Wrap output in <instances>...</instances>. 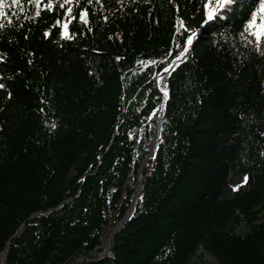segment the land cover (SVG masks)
Masks as SVG:
<instances>
[{
    "label": "trees",
    "instance_id": "trees-1",
    "mask_svg": "<svg viewBox=\"0 0 264 264\" xmlns=\"http://www.w3.org/2000/svg\"><path fill=\"white\" fill-rule=\"evenodd\" d=\"M203 2L73 0L67 39L58 7L33 20L34 3L5 0L2 264H264V50L241 36L247 0L209 23L166 79L151 172L110 239L156 132L155 77L182 50L180 21L200 27Z\"/></svg>",
    "mask_w": 264,
    "mask_h": 264
},
{
    "label": "snow or ice",
    "instance_id": "snow-or-ice-1",
    "mask_svg": "<svg viewBox=\"0 0 264 264\" xmlns=\"http://www.w3.org/2000/svg\"><path fill=\"white\" fill-rule=\"evenodd\" d=\"M86 2L88 5H91L93 0H86ZM95 2L100 3V0H95ZM117 2L119 3L120 0H117ZM23 3H28L29 5H32L33 3L35 4L36 11L33 17H31L33 20L35 17L40 16L42 10L54 12L55 7L61 9L62 11L60 15L68 16L69 20L63 21L62 27L58 28V30L60 31L62 38H71L68 25L69 22L77 18V16L73 14V7L70 6L72 5L73 0H47V3H43L42 0H11L12 5L19 6ZM75 3L79 5L80 0H75ZM239 3H241V0H204L202 5L203 19L201 20V25L203 26L207 25L209 22L214 23L215 21L226 19L225 14L230 13V11ZM247 3L250 5V7L244 13V16L241 20V24L244 29V31L241 32V36L247 32L249 36L254 38L257 50L261 51L264 50V0H247ZM4 5L5 0H0V15H4ZM21 11H23V8H21ZM89 13L90 9L87 8H80L78 11V19L85 26L89 23ZM180 23L181 27L185 29V32L182 44L178 45V47H182V51H180L179 54L175 56L176 61H179L181 57H184L185 54L189 52L190 46L193 45L194 38L197 35V32L188 28L187 25L183 23V21H180ZM55 24L61 25V20L56 19ZM44 35L48 36L49 32L45 31ZM0 59H3V57L0 56ZM153 63L155 62L153 61ZM170 68H172L171 64H169L168 67L163 68V71L168 73ZM5 87L6 86L3 83H0V89H5ZM161 91L164 92V97L166 98L168 95L167 90L162 88ZM8 96H11L10 92L8 93ZM52 127H55V125H52ZM261 135H264V133H261ZM261 155H264V152H262ZM247 180L248 176L245 175L242 181L233 186V190L235 191L241 186L242 183H246Z\"/></svg>",
    "mask_w": 264,
    "mask_h": 264
},
{
    "label": "water",
    "instance_id": "water-1",
    "mask_svg": "<svg viewBox=\"0 0 264 264\" xmlns=\"http://www.w3.org/2000/svg\"><path fill=\"white\" fill-rule=\"evenodd\" d=\"M208 25V24H207ZM207 25H200V27L195 30L197 32V35L196 37L194 38V41H193V45L190 46V49H189V52L185 54L184 57H181V59L179 61H176L175 58L172 60V62L170 63L172 65V68L169 69V72L168 73H165L163 70H161L155 77V80H154V84H155V87L159 90V92L161 93L162 95V114H161V118H160V121H159V124H158V127H156V132H155V135L153 137V140L152 142L155 140L156 138V142H155V146H154V149H153V152H152V156H151V159H150V166H149V169H148V172L144 175V180L146 178V176L151 172V169H152V161L155 157V154H156V151H157V142H158V139H159V136H160V132H161V123H162V120H163V117H164V114H165V106H166V102L168 100V97H169V93H168V88H167V97L163 98V94L162 92L160 91V89L157 87V80H158V77L162 74H166L167 75V78L169 77V75L175 71L182 63H184L189 57L190 55L193 53V50H194V47H195V44L196 42L201 38V35L203 33V30L205 29V27ZM182 51V50H181ZM168 67V65L166 66ZM165 67V68H166ZM151 146V145H150ZM147 157V156H146ZM139 181V178L137 179ZM143 180V181H144ZM142 185L143 183L141 184V188H142ZM141 190V189H140ZM136 193V192H135ZM134 197V196H133ZM133 199V198H132ZM132 208V211L129 212L124 218L123 220L115 227V229L113 230L111 236H110V239L113 237V235L127 222L128 219L131 218L132 216V212L135 208V203L131 206ZM17 235V233L15 234V236ZM14 236V237H15ZM13 237V238H14ZM109 241V240H108ZM107 241V242H108ZM7 249H8V246L6 247L5 251L3 252L4 254V257H3V260H5V256H6V253H7Z\"/></svg>",
    "mask_w": 264,
    "mask_h": 264
},
{
    "label": "bare ground",
    "instance_id": "bare-ground-1",
    "mask_svg": "<svg viewBox=\"0 0 264 264\" xmlns=\"http://www.w3.org/2000/svg\"><path fill=\"white\" fill-rule=\"evenodd\" d=\"M166 79H167V75L166 74H162L158 77V80H157V87L160 89L164 88L167 90V87H166ZM162 94H163V98H164V92L161 91ZM158 112H159V117H158V121H157V127H158V124H159V121H160V118H161V114H162V103L161 105L159 106L158 108ZM155 135V134H154ZM155 142H156V138L155 140L151 143V146H150V151L149 153L147 154V157L145 158V161H148L151 159V156H152V152H153V149H154V146H155ZM144 165V164H143ZM143 180H144V177H139V181H138V186H137V189H136V193L132 199V205L136 202L138 196H139V192H140V189H141V184L143 183ZM131 211H132V208H131ZM3 257H4V254H3Z\"/></svg>",
    "mask_w": 264,
    "mask_h": 264
},
{
    "label": "rangeland",
    "instance_id": "rangeland-1",
    "mask_svg": "<svg viewBox=\"0 0 264 264\" xmlns=\"http://www.w3.org/2000/svg\"><path fill=\"white\" fill-rule=\"evenodd\" d=\"M159 112L157 113V115H156V118H155V122H154V126H155V130H156V127H157V121H158V117H159ZM151 145V144H150ZM150 145H149V151H150ZM149 153V152H148ZM144 164V165H143ZM149 166H150V160H148V161H145V159H144V161L141 163V168H140V170H139V172H138V174H137V179L139 178V177H144V175L148 172V169H149ZM243 180V178H237V179H235V181H234V185H236L238 182H240V181H242ZM238 232L239 233H243L244 232V230L243 229H240V230H238ZM108 238H105L104 239V241H103V245L104 244H106V240H107ZM3 255L1 254L0 255V264H2L3 263ZM202 262L204 263V264H216V262H215V260L212 258V257H210V256H208V255H204V256H202Z\"/></svg>",
    "mask_w": 264,
    "mask_h": 264
}]
</instances>
